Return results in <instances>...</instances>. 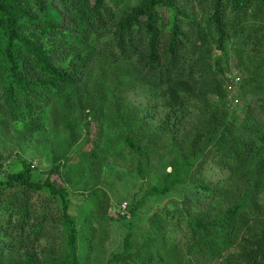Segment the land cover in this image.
<instances>
[{
    "label": "trees",
    "instance_id": "trees-1",
    "mask_svg": "<svg viewBox=\"0 0 264 264\" xmlns=\"http://www.w3.org/2000/svg\"><path fill=\"white\" fill-rule=\"evenodd\" d=\"M194 4L200 13L180 0H0L1 122L83 142L97 184L110 157L162 151L171 170L149 196L197 192L157 212L145 236L129 234L110 264H264V0ZM233 67L255 98L240 114L228 101ZM129 93L167 111L159 127ZM112 132L122 137L111 153ZM211 166L227 177L208 179ZM67 167L59 160L38 182L25 165L0 182V264H83L69 192L53 180ZM97 184L90 209L106 219Z\"/></svg>",
    "mask_w": 264,
    "mask_h": 264
},
{
    "label": "rangeland",
    "instance_id": "rangeland-1",
    "mask_svg": "<svg viewBox=\"0 0 264 264\" xmlns=\"http://www.w3.org/2000/svg\"><path fill=\"white\" fill-rule=\"evenodd\" d=\"M180 1L182 4H189L192 11L200 13L194 4L195 0ZM169 15L164 13L165 18ZM244 80V71L235 67L227 75L230 92L228 101L230 107L234 106L233 113L242 112L245 102H255L251 93L242 89ZM127 97L131 104L147 110V122L151 129L162 124L167 115L165 109L157 106L155 102L149 103L135 93H129ZM212 102L216 104L218 101L213 99ZM192 112L179 116L181 132H190L200 116L197 111ZM236 116L237 114L233 115L234 118ZM92 129L93 137H100L97 126ZM56 136V133L49 129L46 133L30 139L22 134L20 127L9 126L0 121V182H6L10 175L24 170L25 165L31 167L35 181L45 182L56 162L65 158L67 171H62L61 176L54 175L53 180L69 192L70 214L78 221L81 233L80 255L83 264H110L114 256L125 251V240L129 234H135L138 238L145 236L150 227V219L157 212L172 210L173 202H182L185 197H197V192L186 185L167 195L149 196L150 191L161 185L165 174L171 170L169 157L162 151L148 162H145V158L140 154L129 156V159L126 155L110 157L105 164L101 182L97 184L84 169L86 164L82 154L89 151V147H83V142L70 146L64 136ZM119 137L122 135L117 132L110 135L114 140L109 143L111 153L115 150L118 143L116 139ZM205 174L212 181L227 177L226 172L213 166L208 168ZM94 184L99 185L110 197L111 208L106 219L91 212L93 201L90 195ZM134 210L136 212L132 214ZM179 238L181 239L180 236Z\"/></svg>",
    "mask_w": 264,
    "mask_h": 264
}]
</instances>
